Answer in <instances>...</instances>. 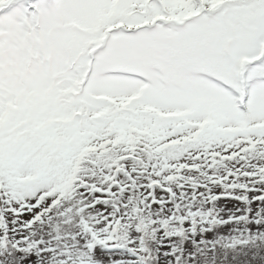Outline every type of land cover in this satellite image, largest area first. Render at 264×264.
Wrapping results in <instances>:
<instances>
[{
  "label": "rangeland",
  "instance_id": "374dc122",
  "mask_svg": "<svg viewBox=\"0 0 264 264\" xmlns=\"http://www.w3.org/2000/svg\"><path fill=\"white\" fill-rule=\"evenodd\" d=\"M45 119L77 162L116 136L175 145L189 127L259 149L264 0H0V191L15 203L1 191L5 220L31 193L12 177L29 156L9 149L11 126L59 134L43 133ZM132 255L92 264H136Z\"/></svg>",
  "mask_w": 264,
  "mask_h": 264
},
{
  "label": "trees",
  "instance_id": "16d2710c",
  "mask_svg": "<svg viewBox=\"0 0 264 264\" xmlns=\"http://www.w3.org/2000/svg\"><path fill=\"white\" fill-rule=\"evenodd\" d=\"M43 125L44 134H59L44 137L36 122L11 126L8 148L29 156L13 163L12 177L31 193L7 220L0 208V264H92L124 254L136 264H264L263 141L252 149L236 134L189 127L180 143L158 145L129 133L77 162L63 127Z\"/></svg>",
  "mask_w": 264,
  "mask_h": 264
}]
</instances>
